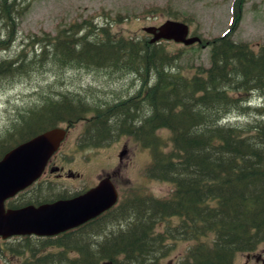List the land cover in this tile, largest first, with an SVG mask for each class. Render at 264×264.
<instances>
[{"label": "trees", "instance_id": "1", "mask_svg": "<svg viewBox=\"0 0 264 264\" xmlns=\"http://www.w3.org/2000/svg\"><path fill=\"white\" fill-rule=\"evenodd\" d=\"M18 1L0 0V52L18 39V18L25 10ZM246 4L234 0L224 35L208 40L195 34L203 39L199 47H211V62L195 67L191 76L179 69L182 52L172 54L167 42L118 36L111 24L94 20L55 35H34L18 53L0 60V83L33 73L60 80L67 70H87L132 76L141 86L117 99L37 87L33 102L19 108L0 134V160L46 131L84 123L82 147L130 137L151 153L148 177L175 186L167 199L129 193L81 235L47 240L44 246L78 251L81 258L74 264H162L172 250L168 242L177 240L194 243L179 264H235L239 253L259 251L264 245V103L253 109L252 101L264 98V43L254 48L234 39ZM181 19L191 24L189 17L174 15ZM252 109L254 119L231 122ZM165 222L169 225L160 232ZM6 245L13 256L32 244Z\"/></svg>", "mask_w": 264, "mask_h": 264}, {"label": "rangeland", "instance_id": "2", "mask_svg": "<svg viewBox=\"0 0 264 264\" xmlns=\"http://www.w3.org/2000/svg\"><path fill=\"white\" fill-rule=\"evenodd\" d=\"M18 2L25 8L18 18V39L9 51L0 52V60L18 53L24 47V43L29 42V38L34 35L44 33L55 35L60 28L84 20H94L104 25L111 24L112 32L118 36L143 38L146 36L144 28L159 27L169 20H174V15L177 13L182 18L191 19L189 25L193 34L209 40L229 32L233 20L234 0H19ZM118 17L121 20L117 21ZM234 39L249 43L254 48L264 43V0H247ZM165 45L172 54L182 52L179 69L184 75H193L195 67L210 66V46L185 47L174 42H167ZM139 85V79L132 76H112L103 71L87 70H67L60 80L52 73H33L31 77L20 80L3 81L0 83V134H4L10 127L19 108L33 102L32 94L37 87L51 86L66 92L86 90L101 99H117L127 94H134L141 87ZM252 102V107L255 109L264 103V98L256 96ZM253 109L245 115L232 117L231 122L245 124L254 119ZM75 125L66 142L67 146L80 136L84 124ZM64 126L65 124L60 125V127ZM166 134L169 136V133ZM124 145L128 153L123 155L124 161L121 167L118 155ZM107 146L72 147L68 151V159L72 158L69 166L86 171L89 173L86 174L88 177L95 179L93 182H96V175L100 171L105 176L120 170L121 177L118 178V182L121 186V200L133 192L158 199H167L171 196L175 189L172 183L153 180L147 175L146 171L152 159L149 150L141 147L130 137H123L120 143L113 142L112 145ZM90 159L92 162L86 167L84 162ZM82 167H85V170ZM178 222V219H174L170 224L173 223L175 226ZM168 225L165 222L161 225L164 229L159 231L164 232ZM91 239L98 241L100 237ZM168 244L172 250L162 260V264H179L189 248L194 245L193 242L186 240L169 241ZM235 264H264V245L256 253H239Z\"/></svg>", "mask_w": 264, "mask_h": 264}, {"label": "water", "instance_id": "3", "mask_svg": "<svg viewBox=\"0 0 264 264\" xmlns=\"http://www.w3.org/2000/svg\"><path fill=\"white\" fill-rule=\"evenodd\" d=\"M143 30L153 36L152 43L162 40L185 46L202 43L199 37H190V27L183 22L169 20L159 27ZM66 134L62 128L46 131L10 150L0 160V237L3 239L17 235L56 236L99 217L117 204L118 193L110 178H106L73 201L6 210L8 199L41 177Z\"/></svg>", "mask_w": 264, "mask_h": 264}, {"label": "flooded vegetation", "instance_id": "4", "mask_svg": "<svg viewBox=\"0 0 264 264\" xmlns=\"http://www.w3.org/2000/svg\"><path fill=\"white\" fill-rule=\"evenodd\" d=\"M75 126L76 125L65 123L64 127H60L65 129L67 134L65 139L62 141L59 150L50 158L43 174L37 182L5 202L7 210H18L28 206L41 207L61 201H73L83 196L91 189L96 188L102 180L109 177L119 195V202L117 205L123 201L124 198L121 200V186H119L118 182V178L121 177L120 170L105 176L100 171L96 175V182H93L95 179L86 175L89 173H86V171L83 172L79 168L69 166V164H71L70 162H72V158L68 159V151H70L72 147H81L80 137L85 130L84 124L80 136L73 139L67 146L66 142L70 136V132ZM120 141L121 139L116 141V143H120ZM122 148L123 149L118 155L121 167L124 161L123 155L128 153V149L125 145ZM91 162V159L85 161L84 165L87 167ZM98 219L99 218L92 219L85 224L79 225L56 236H14L8 240H4L0 237V264H9V262H7L9 259L11 260V264H58L61 260L64 262L66 261L65 264H74L75 260L81 258L78 251L67 249L66 247L56 244L44 246L45 241L52 240L54 242H58L68 237H72V235L79 236L83 233L86 226L91 225ZM28 242L32 245L21 248V251H18L13 256H10L11 254L9 253V248L6 245L7 243L22 245L23 243ZM62 253L64 254L63 256Z\"/></svg>", "mask_w": 264, "mask_h": 264}]
</instances>
